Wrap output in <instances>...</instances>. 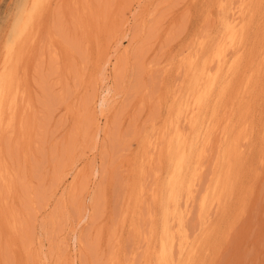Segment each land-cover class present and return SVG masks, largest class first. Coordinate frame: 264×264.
Returning a JSON list of instances; mask_svg holds the SVG:
<instances>
[{
	"label": "rangeland",
	"instance_id": "rangeland-1",
	"mask_svg": "<svg viewBox=\"0 0 264 264\" xmlns=\"http://www.w3.org/2000/svg\"><path fill=\"white\" fill-rule=\"evenodd\" d=\"M20 1L0 0V60ZM55 1L44 0L49 7L35 13L31 45L19 58L28 106L2 130L0 264L155 261L162 132L186 59L198 42L209 46L229 1ZM249 14L248 49L218 117L219 129L232 116L229 124L245 121L250 132L233 162L222 210L209 211L211 233L198 264H264V67L256 96L241 107L237 100L242 72L264 51V0H252ZM117 40L126 52L115 59ZM106 86L110 98L100 115ZM216 140L201 158L185 218L187 233L201 242L199 200L213 172Z\"/></svg>",
	"mask_w": 264,
	"mask_h": 264
},
{
	"label": "bare ground",
	"instance_id": "bare-ground-1",
	"mask_svg": "<svg viewBox=\"0 0 264 264\" xmlns=\"http://www.w3.org/2000/svg\"><path fill=\"white\" fill-rule=\"evenodd\" d=\"M43 1H20L2 47V60H0V147L2 139H5L3 138L4 132L2 133V130H9V128L14 126L13 124L19 117L18 113L21 112L20 110L24 109V107L26 109L28 106L26 105L25 93L20 90L23 85H20L22 79L18 73L19 64L21 65L19 58H24V51H27V47L31 45L29 43H31L34 36L33 27H31L33 25L31 24H33L32 20L37 11L33 10L32 5L34 3H43ZM53 1L56 2L55 0ZM228 1L229 3L221 8L223 16L221 15L219 31L214 38H211L210 43L207 40L205 41L209 46L206 48L204 43L198 42L194 55L186 59L185 80L181 92L172 100L167 123L162 132L163 143L160 146L159 158L165 167V171L157 191L159 223L157 243L152 252L155 261L158 259L159 252L162 249H166L169 258L175 260L177 264H189L190 261H195L198 264L200 247L211 233L209 211L212 209L218 213L222 210L223 198L231 180L233 162L237 161L241 143H244L248 137L249 129L246 122L236 121L229 124L232 116L231 118L228 116L227 120L230 119L229 123L225 124L226 122H224L226 125L224 129H219V124L221 123L218 117L219 109L227 104L225 101H228L230 97L227 94L229 95L230 89H233L231 88L233 80L240 72L243 54L248 49L246 41V27L248 25L245 22V17L247 15L251 16V13L249 14V5L252 3V0H238L234 6L230 2L231 0ZM121 47L122 43L120 40L115 41L113 44L112 56L117 54L115 59H117L119 54L123 55L126 52L125 49L121 50ZM22 53L24 54L23 56H21ZM254 57L258 58L257 63H255L257 59L251 60L255 65L246 67L245 73L242 72V82L239 81L240 85L236 84L240 87L238 90L239 97L235 94L237 98L233 94V97H236L237 100L240 98V107L256 96L255 90L262 73H260L259 69L264 67V51L257 53ZM104 76L100 77L99 80L104 81ZM22 83L24 84V81ZM109 93L110 88L107 86L100 92L101 100L98 104L100 115L104 113V105L110 98ZM199 96L204 97L203 104L196 102V98ZM233 97L231 96L229 101L235 100ZM232 103L230 102V106ZM229 114L233 115V112ZM27 117L25 116V118ZM220 117L222 118L223 116L221 115ZM225 117L227 116L223 117V121ZM23 121L24 119L21 118L20 123L24 124ZM23 126L25 127V125ZM215 135L218 143L216 142L213 172L208 183L202 189L199 200L198 231L200 232V239L205 237L201 242L197 240V236L192 238L187 233L185 218L188 214L191 187L198 175L197 171L201 164V158L207 145ZM152 161L151 159L149 163L152 164ZM9 226L12 230L17 228L15 215L11 216ZM72 240L76 249L77 242H79L76 235Z\"/></svg>",
	"mask_w": 264,
	"mask_h": 264
},
{
	"label": "snow or ice",
	"instance_id": "snow-or-ice-1",
	"mask_svg": "<svg viewBox=\"0 0 264 264\" xmlns=\"http://www.w3.org/2000/svg\"><path fill=\"white\" fill-rule=\"evenodd\" d=\"M46 7H48V6L45 4H42V3H34L32 5V8L34 11H42ZM196 102L198 104H203L204 103V97L203 96L197 97ZM59 264H64V262H59ZM69 264H70V262H69ZM102 264H103V262H102ZM107 264H119V262L112 260V261L107 262ZM129 264H137V262L131 261V262H129ZM139 264H177V262L175 260H172L169 258V254H168L166 249H162L159 252L158 259L156 261H140ZM189 264H197V262L190 261Z\"/></svg>",
	"mask_w": 264,
	"mask_h": 264
}]
</instances>
